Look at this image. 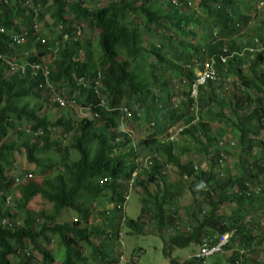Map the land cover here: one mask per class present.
Returning a JSON list of instances; mask_svg holds the SVG:
<instances>
[{
    "label": "trees",
    "instance_id": "obj_1",
    "mask_svg": "<svg viewBox=\"0 0 264 264\" xmlns=\"http://www.w3.org/2000/svg\"><path fill=\"white\" fill-rule=\"evenodd\" d=\"M100 1L0 0V196L3 202H9L6 195L13 186L11 174L15 172L16 154L22 149L28 164L23 176H33L22 177L14 185L19 197L13 205L0 204V264H54V251L47 243L57 236L65 247L64 264L113 263L115 252L108 251L106 241L117 240L123 224L131 231H144L147 229L144 218L149 214L154 227L157 226L156 232L166 236V229L176 217L168 211L178 203L181 186L168 185L165 175H161L163 182L156 184L155 192L149 188L153 173L138 176L135 185L145 195L141 215L136 220L123 215L122 223L112 219L111 234L105 227L106 213L93 209L96 201L105 200L108 195L112 201L119 199L123 203L126 183L136 168L135 159L142 162L146 154L154 152H160L177 169L179 179L189 181V190L196 200L201 197V202H208L204 214L192 208L187 222L189 232L168 235V243L184 248L198 244L209 232L223 234L237 228L239 247L247 253H232L226 264L251 260L254 256L248 253L264 240L260 222L264 219L261 212H264V195L248 196L244 181L257 179L264 184L263 140L258 141L261 157L252 156L258 147L255 137L264 130V55L250 52L246 47L253 38L264 41V19L260 18L254 33L249 26L253 15L261 14L254 11L261 9L260 2L264 0L174 3L172 0H108L102 6ZM199 13L202 18L197 16ZM48 18L53 20L49 34L40 27L34 28L35 21L47 25ZM81 22L87 23L88 28L82 27ZM15 35L25 40L18 42ZM225 48L230 60L226 65H218L219 86L224 88L231 80L233 88L229 85L227 90H220L211 82L203 87L201 109L205 102L217 103L221 110L201 113L199 128L188 127L190 99L183 82L195 78V59L204 62ZM45 56L51 57L49 63L42 62ZM150 57L154 59L151 63L147 61ZM41 63L44 68L34 71L32 66ZM19 66L26 67L25 73L19 71ZM99 73L106 104H100L93 89ZM179 85L185 89L180 90ZM55 94L74 99L85 107L92 104L91 117L85 116L75 127L64 117L51 119L50 110L59 107L54 101ZM225 97L230 99L226 105ZM123 99L127 100L125 106L131 112L130 118L120 110L119 102ZM44 105H47L45 109ZM226 107L229 114L224 112ZM132 120L137 125L152 126L153 131L136 142L132 136L134 126L125 125ZM26 123L33 132L41 130L42 134H26L21 128ZM175 123L185 126L180 136L197 146L191 159L185 156L187 145L160 140ZM225 125L241 147L239 173L227 179L218 174L217 166L221 164L216 149V141L224 138L226 130L221 126ZM57 126L65 135L73 133L71 148L78 152V157L77 153L70 154L71 148L63 149L59 141L49 140ZM124 126L128 129H122ZM202 161L207 167L195 169ZM152 171L158 173L159 166H154ZM34 173L40 174L42 181L34 180ZM235 187L237 192L233 191ZM37 197L51 205L49 212L37 209ZM227 204L237 205L230 214ZM255 204L261 210L257 211L258 218L253 216L247 221V214ZM66 210L76 212L73 222L60 221ZM99 214L103 223L90 225ZM4 219L8 220L5 224ZM257 229L259 233L255 236ZM88 250L93 260L85 252ZM35 252L41 259L34 258ZM206 260L192 257L184 263L172 261V264H205Z\"/></svg>",
    "mask_w": 264,
    "mask_h": 264
},
{
    "label": "rangeland",
    "instance_id": "obj_2",
    "mask_svg": "<svg viewBox=\"0 0 264 264\" xmlns=\"http://www.w3.org/2000/svg\"><path fill=\"white\" fill-rule=\"evenodd\" d=\"M108 0H102L99 2V5H105ZM164 8L167 7L165 4V1H163ZM259 12L261 11V14L259 15L258 13L253 15L254 18L250 21V25L252 27V33L255 32V25L259 24L260 18L264 19V5L261 7V9L256 10L254 12ZM199 18H202L201 13L197 14ZM47 25H42L40 24V29H42L44 32L47 34L50 33V28L51 25L53 24L52 19H47ZM81 26L84 28H88L87 23L81 22ZM156 43V42H154ZM51 57L50 56H45L43 57L42 62L43 63H49ZM153 57H150L147 59L149 63L153 61ZM184 85V84H181ZM179 85L180 90H184L185 88L183 86ZM230 99L225 97L224 102L225 105L228 104V101ZM127 103L126 99H123L119 102V106H125ZM47 107V105H44V109ZM221 110V106L218 105L217 103L213 104H206L203 102V109L202 113H217L218 111ZM229 107H226L224 109V112L227 114L230 113ZM209 111V112H208ZM91 114L86 107L82 106L81 104H70L69 106L63 107V108H52L50 110V117L53 120H56L57 118L64 117L65 121L69 122L71 125L74 127L78 125V123L83 119L85 116L91 117ZM127 124H132L134 126L132 136L134 140L137 142L138 139L140 138H145L146 135L150 132L153 131V127H149L148 125H137L134 120L132 121H126ZM217 125V126H216ZM215 130L218 128V124H215L214 126ZM223 127L226 132L223 134L224 138H232L233 140L236 141V150L232 152L231 154L228 155V160L225 166L222 168V171H224L225 168L228 170L226 171V179L231 176H236L239 173V162H238V157L240 155V144L238 142L237 137L231 135L232 131L230 130V127L227 125L221 126ZM10 136L13 137L15 136V131L12 129L10 130ZM7 138V137H5ZM10 138V137H9ZM257 139V140H256ZM49 140L51 142L54 141H59L61 146L64 148H71V145L73 144V133L70 132L66 136L63 133V130L61 127L57 126L55 129H53L52 134L49 137ZM255 140L257 141L258 147H256L252 153V156H256V158L261 157L262 148L261 144L258 141L263 140L264 141V130L261 131L259 137H255ZM178 145H187L188 146V151L186 152L185 156L186 158H193L195 154L196 147L195 145L191 146L189 141L187 140V137H181L180 140L177 142ZM191 149H190V148ZM70 154L73 156L75 153L76 157H78V152H76L74 149L71 148ZM57 154V151L55 152ZM184 156V158H185ZM73 157V158H76ZM72 157H70L71 159ZM26 153L22 149L16 154V163H15V172L11 174V177L13 178V186L11 187L10 192L6 195L7 197H10V200L8 203L3 202V197L0 196V204L4 205V207H9L10 205H13L16 198L19 197V193L17 191L15 178L16 176L21 177V175L24 174L25 170L28 168V164L26 162ZM34 180L40 182L42 181V177L38 173H34ZM167 182L168 185L171 187H175L176 185L181 186V194L179 196V201L176 205L177 214L178 216L182 219V224H186L190 218V212L193 207L197 208L198 210L206 209L208 208V202H201V197H199V200H196L193 196L191 191L189 190V181H182L179 179L177 169L174 168L173 166H170L168 168V176H167ZM149 188L152 192H155L157 190L156 184L153 182L149 184ZM144 193L141 189V187L135 186L133 190L130 191V196L128 200L126 201L125 204V209L122 212V210L119 208L120 201L119 199L117 200V203L113 205L114 202L116 201H105L101 203H105L107 207L111 209V206L113 205V210L111 215H114L113 218H108L106 215L105 222L107 224V231L109 232L110 226H111V221L112 219H115L117 222H119L122 219V216H126L131 219H137L141 215L142 211V198L144 197ZM101 203H97L96 207L98 210H102L104 205ZM196 203V204H195ZM35 205L37 209L40 210H45L49 212V209L51 208V205L46 202L44 199L37 197L35 200ZM227 212L230 214L232 212V207L231 205L227 204ZM252 210V209H250ZM170 212L174 213L175 211L171 208L169 210ZM152 213V212H151ZM255 214V213H254ZM76 216V212L74 210H66L62 213L60 221L65 222H73L75 219L74 217ZM98 216V215H97ZM258 218V216H256ZM145 222L147 225V229H145L142 232H134L131 231L130 228H128L125 224L122 225L120 230H122V235H123V246L120 247V244L118 241H113L111 239H108L106 241V247L108 251H114L118 253L119 251H123L124 254L127 257H134L135 264H170L171 261H178V262H183L186 258H188L190 255L194 254L198 250L197 244H190L187 247L184 248H178L175 246H172L170 243H168V236H161L159 235L153 225V219H152V214H149L148 216H145ZM43 221V219L41 220ZM98 221V222H97ZM122 222V221H121ZM262 225V229L264 227V219L260 221ZM102 220L98 216L96 219L93 218L91 221V224H101ZM150 227H153V229H150ZM258 230V231H257ZM255 231V236H257L259 233V229ZM131 231V232H130ZM169 233H166L168 235ZM259 240V239H258ZM258 241L255 242V244ZM49 249H53L54 255L56 262L54 264H64V259L66 258V253H65V247L61 246L60 244V238L57 236L54 242L51 241L47 243ZM54 244L53 248L52 245ZM237 246V243L234 244V247ZM256 247V246H255ZM89 255L90 259L93 260V256L91 255V251H85ZM231 251H228L226 253H219L214 256H211L208 258L205 262V264H226L227 258L231 255ZM250 253H254L256 256L261 257L264 259V240L259 244L254 251H251ZM34 258L36 259H41V255L38 252L34 253ZM95 260V259H94ZM264 264V263H263Z\"/></svg>",
    "mask_w": 264,
    "mask_h": 264
},
{
    "label": "clouds",
    "instance_id": "obj_3",
    "mask_svg": "<svg viewBox=\"0 0 264 264\" xmlns=\"http://www.w3.org/2000/svg\"><path fill=\"white\" fill-rule=\"evenodd\" d=\"M28 2H30V1H28ZM172 2L174 3V2H178V0H172ZM189 3H191L192 4V7L193 8H197V6H195V4H193L192 3V1H189ZM197 5V4H196ZM260 5H264V1H261L260 2ZM35 12L37 13V9H35ZM40 24L41 23H39V22H37V21H35V24H34V28H35V25H37V28H35L36 30L40 27ZM16 36V35H15ZM68 36H66V38H67ZM24 39V38H23ZM25 40V39H24ZM23 40V41H24ZM225 49H227V48H225ZM224 49V50H225ZM246 49H249V51L250 52H253V53H256V54H263L264 55V41H262L259 37H256V38H253V40H252V43L249 45V46H247L246 47ZM224 50L220 53V54H222L223 52H224ZM220 54H217V55H214V56H212L211 58H209V59H207V60H205L204 62H200V61H198V59H195V67H196V69H197V71H196V76H195V78L192 80V81H190V82H186V81H184L183 83L184 84H186L187 85V90H188V94H189V99H190V103H189V105H188V111H189V117H190V121H189V124L187 123V126L188 127H191V126H194V127H198L199 128V123L202 121V117H201V113H202V107H201V89L203 88V87H206L207 85H208V83L209 82H211V83H213L214 84V86L215 85H218L219 86V82H220V71L218 70V65L219 64H221V65H226V64H228V62H229V60H230V58H228V61L227 62H225V63H222L219 59H218V57H219V55ZM227 55L228 56H230L229 54H228V49H227ZM214 58H217V61H216V63H215V69H216V72H217V79L215 80V81H213V80H208L205 84H203V85H200V87H199V92H198V97H197V104H198V106H197V111L195 112L194 110H192V104L194 103V100L192 99V97L190 96V88H191V84L196 80V78L198 77V74L200 73V72H202V71H204L205 70V63L206 62H209V61H211L212 59H214ZM32 68H33V70L35 71V70H38V69H43L44 67H43V64L41 63V64H36V65H33L32 66ZM262 69L264 70V62L262 63ZM19 71L21 72V73H25V71H26V67H24V66H19ZM48 74V72L46 71L45 72V75H47ZM85 82V81H84ZM85 84H86V82H85ZM229 85H231V80H229V84L228 85H225V87L223 88H221L220 86H219V88H220V90H227V87H229ZM86 86V85H85ZM231 87L233 88V86L231 85ZM93 89H94V93H95V95H97L98 96V98H99V101H100V104H106L107 103V99H106V97H105V95H104V87H103V85H102V74L101 73H99L98 74V79L95 81V84H94V87H93ZM106 94V93H105ZM57 97H60L61 99H63L64 101H65V105H61L60 103H59V101H57ZM54 101L55 102H57L58 103V105H59V107L58 108H63V107H66V106H69L70 104H79L78 102H76L74 99H66L65 97H63V96H61V95H58V94H55V97H54ZM126 105V104H125ZM83 106V105H82ZM93 105L92 104H90V105H88V106H86V109H88L89 110V112H90V108L92 107ZM85 107V106H84ZM120 110L123 112H125L126 113V116L128 117V118H130V115H131V112H130V110L126 107V106H120ZM91 113V112H90ZM125 125H126V123H125ZM175 126H170V129L168 130L169 132L168 133H164L161 137H160V140L163 142V141H171V142H178L179 140H180V138H181V133H183V131H184V129H185V126H182V125H179V124H174ZM21 128H23V130H24V132L26 133V134H33L34 136H38V135H40V134H42V132H41V130H37V131H35V132H33V130H32V127H31V125H29V124H24ZM27 128H29V131L27 132ZM197 128V129H198ZM122 129H124V130H127L128 128L126 127V126H124ZM173 130H175L172 134H171V131H173ZM200 132V131H199ZM65 135V134H64ZM66 136V135H65ZM224 141L226 144H227V147H226V151H225V153H226V158H225V160H224V162L223 163H220L221 164V166L219 167V166H217L218 167V169L220 168V173H218L219 174V176L220 177H225L226 178V172L225 171H222V168L225 166V164L227 163V160H228V151H230V150H235L236 149V145H237V143H236V141L235 140H233L232 138H219L217 141H216V149H218V151H219V153H220V150H219V148H218V142L219 141ZM231 142H234V145L233 146H231L230 144H231ZM191 146H193V145H195L196 146V144H190ZM190 148V147H189ZM191 149V148H190ZM189 159H191V158H189ZM143 161L141 162V160L139 159V158H136L135 159V162H136V168L134 169V171H133V173L131 174V177H130V179H129V181H127V183H126V185H127V187L125 188V192H124V201H123V203H121V205H119V208L120 207H122L123 208V211H124V209H125V204H126V201L128 200V198H129V196H130V191L131 190H133L134 189V187L136 186L135 184H136V181L138 180V176L141 174V173H147V172H151V173H153V180L150 182V184L151 183H155V184H157V183H162L163 181L161 180V175H165V176H168V168L171 166V164L170 163H168L167 161H165L164 160V158L162 157V155H161V153L160 152H154V153H148V154H146V157H144V159H142ZM202 164L200 165V164H197L196 166H195V169H202V167L203 168H205V167H207V163L206 162H201ZM156 165H158L159 166V171H158V173H156V172H153L152 171V169H153V167L154 166H156ZM26 175V174H25ZM25 175L23 176V175H21V177H19V176H16V178H18L19 179V181H21V179H22V177H24L25 178ZM33 176H31L30 178H32ZM16 178H15V181H16ZM30 178H28V179H30ZM27 179V178H26ZM25 179V180H26ZM18 181V182H19ZM16 183H17V181H16ZM244 183H245V185H246V189H247V195L248 196H250V195H255V196H263L264 195V184L263 183H261L260 181H258L257 179H254L253 181H251V180H247V181H244ZM205 187H208V185L204 182V184H203ZM233 191L234 192H237L238 191V187H235L234 189H233ZM7 198H9V200H10V197H7ZM111 195H108L107 196V198L105 199V200H99V201H96L95 203H94V205H93V209L95 210V211H100V212H104V213H106L105 214V216L107 215L108 216V218L110 219V218H112V216L113 215H111L112 214V211H110V210H113V209H115V208H113V205L115 204V203H117V202H114L113 203V205L111 206V209L109 208V207H107V205L105 204V203H101V202H105V201H112L111 199ZM97 203H101V204H103L104 205V207H103V209L102 210H98V208L96 207V205H97ZM251 204V203H250ZM231 206H233V208H235L237 205L236 204H231ZM252 206H254V205H252ZM251 206V207H252ZM175 212L174 213H172V212H170V211H168V213L169 214H175L176 215V217H175V220L173 221V224L169 227V228H167L166 229V231H165V233H169L168 235H170V234H173V233H176V232H182V233H187V232H189V230H190V227H189V224L188 223H186V224H182V219L178 216V214H177V210H176V207L175 206H172L171 207ZM202 211V214H204V211H203V209L201 210ZM257 211H261V210H259L258 209V206H257V204H255V207L252 209V210H249V212H248V214H247V221H249V220H251V218L253 217V216H258L259 214H258V212ZM262 213H264L263 211H261ZM255 213V214H254ZM264 215V214H263ZM102 215H100L99 214V217H101ZM101 220H102V218H100ZM124 219V218H123ZM123 219H121V221L123 222ZM98 222V221H97ZM121 222V223H122ZM102 223H103V220H102ZM101 223V224H102ZM98 225H100V224H98ZM154 226V225H153ZM105 227H106V229H107V224H106V222H105ZM110 230H112L111 228L109 229V234H111L110 233ZM235 231L234 232V235L229 239V243H228V245H227V247H226V249H225V251L224 252H222V253H226V252H228V251H231L232 253H234V252H239L240 254H245V253H247V251H246V249L245 248H241V247H239V238H238V229L237 228H232L231 230H228L226 233H223V234H220V233H217V232H215V233H213V234H211L210 232L208 233V234H206L202 239H201V241L197 244V246H198V250H199V246H200V244H201V242H202V240L204 239V238H213V237H220L221 235H224V234H229L231 231ZM112 232V231H111ZM168 235H166V236H168ZM239 237H240V235H239ZM116 242L118 241V243L120 244V247H122L123 246V235H122V230H120V232H119V234H118V238H117V240H115ZM54 242V241H53ZM235 243H237V246L236 247H234V244ZM53 246H54V244L52 245V247L51 248H53ZM198 250L194 253V254H192V255H190L188 258H192V257H195V254L198 252ZM231 253V254H232ZM217 254H219V253H217ZM216 255V254H215ZM248 255L250 256V255H252V256H254V258H252L251 260H248V261H243V263H241L240 261H236V264H263L264 263V259H262L261 257H258V256H256L254 253H248ZM214 256V255H213ZM115 257H116V260H115V262H113V263H109V264H135V260H134V257L133 256H131L130 258L129 257H127L125 254H124V252L122 251H119L118 253H116L115 252ZM211 257V256H210ZM210 257H208V258H210ZM188 258H186V259H188ZM207 258V259H208ZM185 259V260H186ZM184 260V261H185ZM184 261L183 262H180V263H184ZM170 264H172V261H171V263Z\"/></svg>",
    "mask_w": 264,
    "mask_h": 264
},
{
    "label": "built area",
    "instance_id": "obj_4",
    "mask_svg": "<svg viewBox=\"0 0 264 264\" xmlns=\"http://www.w3.org/2000/svg\"><path fill=\"white\" fill-rule=\"evenodd\" d=\"M35 28H37V25H35ZM14 39L18 42L23 41V38H20L19 36H14ZM229 56L227 55V49L224 50L222 54L219 55L218 59L222 62L225 63L228 61ZM217 61V58L212 59L209 62L205 63V70L200 72L198 74V77L196 80L191 84L190 88V96L194 100V103L192 104V110L195 112L197 111V97H198V92H199V87L200 85L205 84L209 79L215 81L217 79V72L215 69V63ZM57 101L61 105H65V101L61 99L60 97H57ZM29 131V128H27V132ZM231 146L234 145V142H231ZM226 147L227 144L224 141H219L218 142V148L220 150L219 153V162L223 163L225 158H226ZM32 175L26 174L25 178H30ZM16 181L18 182L19 179L16 178ZM9 201V198H7ZM8 220L4 219L2 221L3 224L7 223ZM234 230L231 231L229 234H224L221 235L220 237H213V238H204L199 246L198 252L195 254V257L198 259H201L202 261H205L208 257L213 256L217 253H222L225 251L229 239L234 235Z\"/></svg>",
    "mask_w": 264,
    "mask_h": 264
}]
</instances>
